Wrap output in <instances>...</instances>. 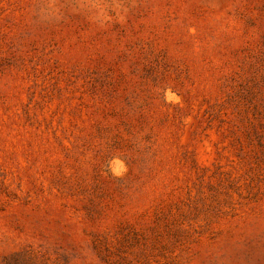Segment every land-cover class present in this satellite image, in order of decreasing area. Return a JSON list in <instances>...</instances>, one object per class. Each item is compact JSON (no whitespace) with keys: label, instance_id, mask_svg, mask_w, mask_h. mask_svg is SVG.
<instances>
[{"label":"rangeland","instance_id":"374dc122","mask_svg":"<svg viewBox=\"0 0 264 264\" xmlns=\"http://www.w3.org/2000/svg\"><path fill=\"white\" fill-rule=\"evenodd\" d=\"M0 264H264V0H0Z\"/></svg>","mask_w":264,"mask_h":264}]
</instances>
